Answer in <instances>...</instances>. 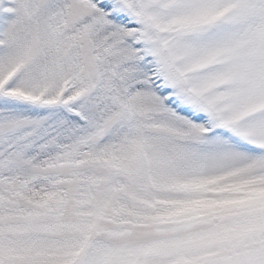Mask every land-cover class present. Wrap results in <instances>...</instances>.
Returning a JSON list of instances; mask_svg holds the SVG:
<instances>
[{
    "label": "snow or ice",
    "instance_id": "obj_1",
    "mask_svg": "<svg viewBox=\"0 0 264 264\" xmlns=\"http://www.w3.org/2000/svg\"><path fill=\"white\" fill-rule=\"evenodd\" d=\"M0 264H264V0H0Z\"/></svg>",
    "mask_w": 264,
    "mask_h": 264
}]
</instances>
